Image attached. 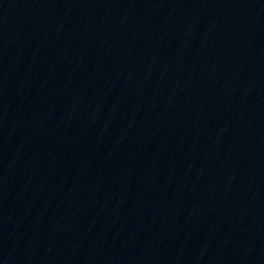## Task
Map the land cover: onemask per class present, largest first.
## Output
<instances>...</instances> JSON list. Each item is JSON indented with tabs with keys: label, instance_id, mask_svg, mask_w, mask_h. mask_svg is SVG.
I'll return each mask as SVG.
<instances>
[{
	"label": "water",
	"instance_id": "95a60500",
	"mask_svg": "<svg viewBox=\"0 0 264 264\" xmlns=\"http://www.w3.org/2000/svg\"><path fill=\"white\" fill-rule=\"evenodd\" d=\"M0 264H264V0H0Z\"/></svg>",
	"mask_w": 264,
	"mask_h": 264
}]
</instances>
